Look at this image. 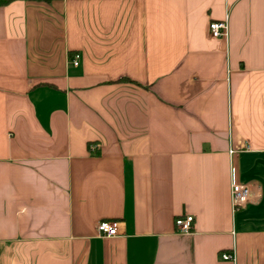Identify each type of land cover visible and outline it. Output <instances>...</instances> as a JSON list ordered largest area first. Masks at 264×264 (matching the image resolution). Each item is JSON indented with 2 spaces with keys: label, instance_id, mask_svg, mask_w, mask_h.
Listing matches in <instances>:
<instances>
[{
  "label": "crops",
  "instance_id": "crops-1",
  "mask_svg": "<svg viewBox=\"0 0 264 264\" xmlns=\"http://www.w3.org/2000/svg\"><path fill=\"white\" fill-rule=\"evenodd\" d=\"M0 264H264V0L0 6Z\"/></svg>",
  "mask_w": 264,
  "mask_h": 264
},
{
  "label": "built area",
  "instance_id": "built-area-1",
  "mask_svg": "<svg viewBox=\"0 0 264 264\" xmlns=\"http://www.w3.org/2000/svg\"><path fill=\"white\" fill-rule=\"evenodd\" d=\"M229 25L228 21L220 22L214 21L209 26V33L212 39H222L228 38L229 36ZM79 56H76L75 59L72 61L74 66H78L79 63ZM92 150H96L93 148ZM235 153H231L233 156ZM232 166H231V205L233 211H237L240 208H244L248 205V202L252 196V190L250 189L249 185L244 184L241 181V176L239 174V166L238 162L235 158H232ZM194 218L185 217V218H178L176 220V229L177 233L181 235H190L194 228ZM122 223L118 222H100L97 226V236L99 238H117L120 235V228ZM223 259L226 261H234L233 255H223Z\"/></svg>",
  "mask_w": 264,
  "mask_h": 264
},
{
  "label": "trees",
  "instance_id": "trees-1",
  "mask_svg": "<svg viewBox=\"0 0 264 264\" xmlns=\"http://www.w3.org/2000/svg\"><path fill=\"white\" fill-rule=\"evenodd\" d=\"M13 1H26V0H0V6L10 4ZM32 1H40V0H32Z\"/></svg>",
  "mask_w": 264,
  "mask_h": 264
}]
</instances>
